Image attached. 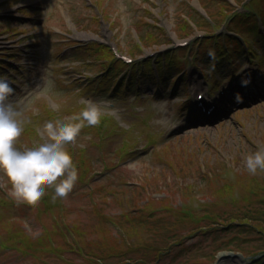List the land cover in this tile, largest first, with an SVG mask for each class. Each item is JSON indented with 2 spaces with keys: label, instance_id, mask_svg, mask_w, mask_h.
<instances>
[{
  "label": "rangeland",
  "instance_id": "obj_1",
  "mask_svg": "<svg viewBox=\"0 0 264 264\" xmlns=\"http://www.w3.org/2000/svg\"><path fill=\"white\" fill-rule=\"evenodd\" d=\"M227 1L232 8H238L236 0ZM191 3L196 8L201 7L211 13L216 20L221 18L217 0H203L202 3L200 0H192ZM172 4L174 5L169 0H0V15H4V18L0 20V60H4L7 65V69L0 71H5L8 78H16L18 84L22 83L25 78L19 76L17 70L13 69L26 71V81L21 85L26 91H33V95L38 92L37 89L34 90L35 82L33 81L40 73L39 84L43 83L44 92L57 97L62 104L64 117H70L69 114L79 112L83 107L79 104L81 94L69 95L76 91L77 86L75 85L66 88L60 86L59 83H62L59 78L61 73L64 72L63 78L69 84L73 81V77H77L72 74L74 70L72 67L79 63V58L95 59L97 55L100 56V59L104 58L101 53L85 50L84 47L73 50L72 55L75 56H69L70 45L84 44L95 40H109L124 51H128L126 45L132 44V38L138 26L143 27H139V29L146 39L147 32L154 30V26L146 24V20L147 23L149 21L153 23L155 20L156 29L154 31H158V28L161 27L163 38L168 37L170 41L151 45L144 40L146 49L137 53L140 56L139 60H143L144 56L156 50L164 51L168 47L193 38L191 36L194 34H202L204 32L202 30H207L209 36L216 35L215 28L198 29L195 25H193L192 32L184 34V31L180 30L177 25L179 21L177 14L179 16L188 10L182 6L177 8ZM255 4L256 9L264 14V2ZM173 7L177 10L173 11ZM222 22L223 19L219 25H222ZM243 27L244 25L241 24L236 30H242ZM196 43L197 40L192 42L194 47ZM206 44L209 42L203 43V50L206 49ZM190 45L184 47L187 48ZM187 51L185 49L178 54L185 57ZM260 56H264V51H260ZM18 57L20 60L16 61ZM100 59L97 57L95 64L88 67L94 71H86V73L98 74L95 70L102 68ZM102 61L105 62L104 59ZM184 61L182 64H173L174 73L186 70L176 80H174L176 75L172 72L164 73L165 80L162 77L159 81L155 74H148L146 71V74L139 76V84H129L124 88L123 80L118 77L119 83L107 85L108 89H116V93L113 92L110 97H115L116 103L123 109H127L128 112L118 108L122 118L124 117L127 123H132L129 124L131 130L126 129L127 131L121 132L116 120L104 117L103 126L97 135L86 136L83 133L76 139L74 151H79L77 147H86L85 153L90 155L89 162L95 173L92 175L88 172L85 177L79 178L65 199L57 197L55 204L52 203L51 196L50 198H41L44 200L40 199L39 202L28 201L29 199L24 194L14 190L7 175L0 171V187L6 190V195H10L11 207L14 205L12 210L11 207L7 209L10 210L8 220L12 221V225L10 224L8 229L9 236L19 239L21 246H25L20 247V243L9 239L6 224H0V264L98 263L94 259V254L91 251L89 253L86 251L89 241L95 242L98 223L101 221L99 216L91 210L90 205L94 198L91 199L87 196L89 189H95V192L101 189L108 193L116 190L121 196L126 197V200L123 199L125 203L121 207L114 203V200L110 204V200L101 201L99 197H103L102 193L99 197L95 196L102 209L101 215L106 214L110 220L124 217L126 212L129 215H135L137 212L134 211V208L140 207L138 201L144 196V190H147L145 192L146 199L143 198L145 200H150L151 196L163 198L167 197L166 195H171L168 205H172L175 213L167 211L163 208L162 203L163 207L158 203L156 209L150 213L151 215L147 216L149 229H159L160 234L154 236L156 230L149 231L145 225L134 228H118L110 223L113 231L122 234L120 239H124L130 249H139L145 246L142 238L134 236L147 230L149 231L148 235L151 233V238L146 243L151 248L156 247L159 238L163 236L160 246L170 248L163 253L162 257L156 258L154 253L132 254L134 258L144 257L147 264H264L262 261L259 263L251 261L254 256L249 251L257 252L262 246L261 243H255V240L260 242L262 240L259 237H254L252 231L246 229L245 231L248 232L243 233L242 228L234 226L231 230V227L227 229L215 228L210 233H204V231L209 232L213 225L221 221L219 218L217 222H209L207 220L211 218L210 214L204 217L208 218L207 220L198 214V212L210 211L212 214L219 213L221 215L225 211L229 214H222L224 218L233 215L242 217L251 215L255 207L258 209L262 207L260 202L245 203L243 200L239 202L234 200L233 204L227 198L217 200L213 195L217 189H212L210 180L206 181L202 178L203 172L200 169H203V165L206 164L215 171L224 166L230 167L237 173V176H240L242 171L247 172L246 155L264 145V68L258 75L259 86H256L252 92L254 97L237 100L235 91L232 95L233 103H230V99H228V102L217 110L216 115L206 119L199 113L193 112L191 106L186 109L184 101L194 104L196 97L194 92L197 87L203 89L202 92L206 97L208 96L207 88L213 85L214 92L217 93L227 91L232 82V86L239 85L238 77L242 78L250 72L249 64H245L234 77H232L234 71H231L230 74L228 67H223L222 70H226L219 71L220 73L218 71L206 73L209 76L207 82L200 69L190 62ZM240 64L242 63H236V66ZM198 65L200 64L198 63ZM253 66L256 67V65ZM79 70V67L76 68L75 73H79ZM29 72L31 76L27 78ZM155 73L157 75V71ZM122 77L126 80V75ZM230 77L233 79L228 81ZM174 83L175 85L172 86ZM168 85H170L169 93H171L166 97L169 99V103L164 107L160 104L164 98L161 96L164 88H167ZM96 86V83L92 84L93 88ZM176 86L181 92L177 102L172 97L175 95H172V92H175ZM153 90L156 91L157 96ZM94 93L95 91L92 89H87L84 97L103 98L99 94L94 96ZM22 98L23 93H20L11 100L16 102L17 107L24 110L25 121L28 120L29 125L35 126V124H31L33 123L32 118L40 115V121L43 120L41 125L46 127L44 113H41L44 109L40 107L46 104V101L42 99L45 97L40 98L36 95L26 103L21 101ZM140 104L146 106L147 109H136L135 114L134 109ZM52 106L57 109L59 104L55 102ZM159 106L163 107V110ZM166 112L171 120L185 116V119L191 123L187 122V127L183 130H176V128L168 130L162 124V117ZM151 113L157 115L156 119ZM47 116L50 117V113ZM148 133H154L151 135H156L157 139L148 140L147 136L150 135ZM162 134L167 136L164 142L160 139ZM130 137L134 150L130 147V151L126 152L127 141L125 139ZM23 141L30 143L36 140L25 137ZM99 151H105V153L102 155ZM96 159L98 160L97 164L95 163ZM188 160H193L192 162L195 163L194 171L193 164ZM185 161L189 163L193 173H188L181 180L180 171L177 169L173 173L172 168L177 166L178 162L186 167ZM166 162H170L172 167H169ZM223 173V169L219 170L221 178H225ZM246 176L250 175L247 173ZM140 180L152 184L144 189L139 183ZM126 181L132 183L128 185L125 184ZM234 181L239 184L246 182L244 179L235 177ZM224 182L226 183L228 180ZM214 183H217L216 186L220 185L215 176ZM161 190H165V192ZM187 191L190 192L189 197L184 196ZM244 191H247L245 186L243 188L238 186L237 193H241L240 199L247 197ZM237 193L234 194L236 197ZM130 194L131 197L127 201ZM261 197L264 198V193ZM133 199H137L134 205ZM183 200L185 202L180 207L179 213L182 217L187 216L193 222L187 219L178 220L179 213L176 206ZM205 200L207 202L210 200L211 203L208 208L202 206L203 209H200L201 206L198 207L197 204L199 205L201 201ZM48 205L53 208L48 209ZM38 209L41 210L40 213H43L42 217L41 215L37 217ZM51 210H55L59 214L50 213ZM258 217L259 222L262 221L264 224V212L260 213ZM138 221L141 222L143 219H138ZM206 224H208L207 228L197 231L199 227ZM170 243H172L171 246ZM89 247L93 248V244H90ZM53 248L59 252L54 251ZM239 248L244 249L245 254L236 252V249ZM29 252H33V254ZM148 252H154V250L147 249ZM123 261L122 258H117L109 260L108 263L121 264Z\"/></svg>",
  "mask_w": 264,
  "mask_h": 264
},
{
  "label": "clouds",
  "instance_id": "obj_2",
  "mask_svg": "<svg viewBox=\"0 0 264 264\" xmlns=\"http://www.w3.org/2000/svg\"><path fill=\"white\" fill-rule=\"evenodd\" d=\"M209 55H214L209 50ZM15 92L6 74H0V171L4 172L16 192L33 202L54 188L52 199L66 197L79 179L69 142H75L86 125H98L104 115L101 101H91L70 117L52 116L46 120V135L22 146L17 140L25 130L23 109L11 100ZM240 99L239 93L236 95ZM251 174L264 170V145L245 157Z\"/></svg>",
  "mask_w": 264,
  "mask_h": 264
}]
</instances>
